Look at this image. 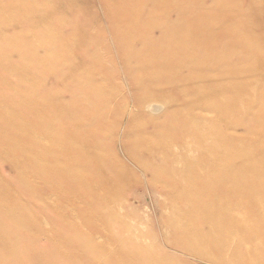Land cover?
I'll use <instances>...</instances> for the list:
<instances>
[{
    "label": "rangeland",
    "instance_id": "rangeland-1",
    "mask_svg": "<svg viewBox=\"0 0 264 264\" xmlns=\"http://www.w3.org/2000/svg\"><path fill=\"white\" fill-rule=\"evenodd\" d=\"M240 1L0 0V197L3 196L0 198V237L4 241V244L0 242V264H128L115 260L120 248L115 240L108 238L95 241L98 247L106 249L102 257L95 253L89 263L72 257L71 250L87 242L84 219L79 214L82 192L75 183L61 181L59 194L45 196L47 209L34 205L33 188L53 178L47 173L37 178L30 172L31 168L55 159L65 161L68 155L64 147L69 140L66 126L71 120L80 124L105 115L113 124L101 134L103 137L88 128L82 136L78 132L72 134L73 139L92 150L100 143L98 148L104 160L90 163L92 170H105L110 165L135 169L127 165L113 143L118 136L120 119L132 112L120 99L126 89L124 75L128 69L132 70V86L136 92L147 89L161 69L173 71V79L180 75L193 76L196 80L205 77L208 70L199 68V63L211 62L223 51L209 39H191L189 35L197 37L199 29L222 25L226 22L221 15L223 11L228 7L242 9ZM243 10L251 16L256 14L248 7ZM247 36L252 40L260 34L254 28ZM249 58L255 59L257 55ZM249 69L253 71L254 67ZM99 76L97 82L95 79ZM158 84L167 89L165 83ZM99 88L112 91V99L95 94ZM262 93L259 89L258 94ZM152 102L162 106L146 100L143 111H133L134 119L139 122L149 119L146 108ZM83 103L89 105L86 107ZM72 105L74 110H70ZM174 110L169 106L164 113L158 109L153 114L171 119ZM245 137L252 142V147L246 146V150L254 155L256 137L253 133H245ZM88 166L76 161L69 170L81 175ZM21 169L26 174L22 175ZM179 189L188 194L197 190L196 186L186 183ZM61 191L63 194L76 191V197L65 203ZM104 191L108 187L100 182L97 193L103 195ZM241 193L245 196L246 189ZM156 194H150L143 185L133 187L132 196L126 197L128 205L136 203L137 212L132 213H128L131 209L120 211L122 196L111 201L108 229L116 231L114 219L125 220L132 234L145 233L152 239L145 242L139 236L140 244L151 248L150 261L160 264L158 259L163 257L168 258L166 264H194L181 248H177L179 254L171 252L174 248L170 242L178 231L184 235L199 232L191 216L209 202L171 199L158 191ZM102 199L100 203L106 207L108 199L106 196ZM23 203L28 206L22 208ZM260 206V200L253 198L247 209L239 204L231 207L233 214L241 213L245 231L235 238L240 248L229 253V264H264V213L256 216L254 212ZM49 210L58 216L63 211L72 212V216L64 221ZM130 215L134 220L128 218ZM19 224L21 230L17 229ZM190 244L196 254L205 257L218 256L220 252L204 249L198 241Z\"/></svg>",
    "mask_w": 264,
    "mask_h": 264
},
{
    "label": "bare ground",
    "instance_id": "bare-ground-1",
    "mask_svg": "<svg viewBox=\"0 0 264 264\" xmlns=\"http://www.w3.org/2000/svg\"><path fill=\"white\" fill-rule=\"evenodd\" d=\"M240 7L242 9L228 7L223 11L221 15L226 22L222 25L213 24L199 29L197 37L189 35L191 39H209L223 51L211 62L199 63V68L208 70L205 77L196 80L193 76L180 75L173 79V71L161 69L155 73L147 89L136 92L132 86V70L128 69L129 73L124 75L126 89L120 99L132 112L120 119L118 136L113 143L125 157L127 165L135 166V169L110 165L105 170H92L90 163L104 160V154L99 151L100 143L96 144V150H92L87 144H79L73 139L72 134L78 132L82 136L88 128L95 135L103 137L101 134L113 124L105 115L101 119L84 120L80 124L71 120L66 126L69 140L64 147L68 155L65 161L55 159L31 168L33 171L30 172L37 178L46 173L53 178L33 188L31 199L34 205L40 204L47 209L45 196L59 194L61 181L75 183L82 192L79 214L84 219L83 233L87 242L71 250L72 257L88 263L95 253L102 257L101 253H105L106 249L98 247L95 241L108 238L115 240L120 248L115 260L128 264H159L150 261L151 248L139 242V236L144 237L143 241L151 242L152 239L145 233L144 236L132 234V228L120 218L114 219L116 231L107 227V212H112L108 204L116 201L117 197L122 196L121 212L131 209L128 213H132L135 209L136 203L128 205L126 199L133 187L143 185L150 194L158 191L171 199L209 202L191 216L199 232L184 235L178 231L170 242L174 248L171 252L179 254L177 248H181L184 256L193 259L194 264H229V253L239 250L240 244L235 238L245 231V225L241 213H232L233 205H243L247 209V204L257 198L261 206L254 212L256 216L264 213V0H241ZM244 7L255 10L256 14L249 15L243 10ZM254 28L260 36L250 40L246 34ZM253 55H257V58H249ZM250 66L254 67L253 71L249 69ZM220 67L223 68L219 70ZM145 69L149 71L150 68ZM99 79L100 76L95 80L99 82ZM161 82L165 83L167 89L158 86ZM259 89L263 90L262 94H258ZM95 94L108 99L114 95L112 91L106 92L100 88ZM146 100L162 106L150 103L146 108L150 113L149 119L139 122L134 119L133 111H143ZM181 101L183 104L179 103ZM83 104L86 107L89 105ZM169 106L175 109L171 119L158 118L159 114H153L158 109L164 113ZM70 110H74L73 105ZM218 115L220 119L214 118ZM245 133H253L256 137L253 146L255 144L257 151L254 155L246 150V146L252 147V142L246 141ZM76 161L89 164L81 175L69 170ZM25 171L21 169L20 173L26 174ZM100 182L108 187L103 195L97 193ZM184 183L196 186V192L188 194L180 190ZM242 189H246L245 196L241 195ZM61 196L62 201L68 203V200L76 197V191L70 194L61 191ZM102 196L108 199L106 207L100 203L103 202ZM20 206L28 205L23 203ZM50 213L58 216L54 210ZM71 213L63 211L62 216L58 217L69 221ZM128 218L133 219L131 215ZM17 229L21 230L20 224ZM193 241H198L204 249L220 251L219 255L205 257L201 253L196 254L191 249L190 243ZM0 242L4 244L2 237ZM158 260L160 264H166L168 258Z\"/></svg>",
    "mask_w": 264,
    "mask_h": 264
}]
</instances>
